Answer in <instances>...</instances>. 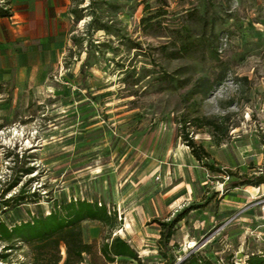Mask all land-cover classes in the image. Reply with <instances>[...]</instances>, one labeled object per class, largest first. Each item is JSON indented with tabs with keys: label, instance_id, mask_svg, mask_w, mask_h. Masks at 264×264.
I'll list each match as a JSON object with an SVG mask.
<instances>
[{
	"label": "rangeland",
	"instance_id": "1",
	"mask_svg": "<svg viewBox=\"0 0 264 264\" xmlns=\"http://www.w3.org/2000/svg\"><path fill=\"white\" fill-rule=\"evenodd\" d=\"M164 1L119 16L140 50L98 32L82 72L89 45L71 39L87 37L89 17L74 23L69 0H0L12 15L0 18V191L25 163L32 172L5 197L23 184L37 194L1 218L11 226L54 202L97 201L119 223L82 221L86 241L117 235L139 256L126 263L165 264L150 221L191 206L170 242L172 264L190 251L247 264L264 253V184L231 188L225 172L264 167V0ZM146 4L151 29L140 22ZM186 33L196 46L171 58ZM150 59L174 80L158 81ZM196 117L218 127L181 126ZM186 138L219 171L198 161ZM14 154L25 162L13 164ZM15 246L8 263L32 264L31 248Z\"/></svg>",
	"mask_w": 264,
	"mask_h": 264
},
{
	"label": "trees",
	"instance_id": "2",
	"mask_svg": "<svg viewBox=\"0 0 264 264\" xmlns=\"http://www.w3.org/2000/svg\"><path fill=\"white\" fill-rule=\"evenodd\" d=\"M69 1L72 3L70 14L73 16L74 23L83 21L85 17L90 18L87 23V37H72L71 39L76 46H80L84 40L89 45V49L85 51V57L81 63L82 72L89 65L92 53L91 41L93 36L98 32L114 38L120 45L126 43L130 50L141 49V43L129 37L126 26L119 20V16L127 14L128 9L136 10L143 4V0ZM157 1L161 2L162 5H166L164 0ZM143 10L148 15L140 20L141 24L144 25L145 29L154 28L157 23H151L150 21L156 16L149 13V6L147 4ZM11 16L9 9L0 5V18H10ZM179 37L181 45L172 51L171 58L181 57L196 46L195 41L191 40L189 34H180ZM150 64L153 65V72L158 73V81L169 83L174 80L154 59H150ZM135 82H138V79ZM197 121H205V123L214 128L218 127L216 122L206 117H196L195 120H184L181 126H186L188 122V125L195 124ZM186 141L192 148V154L198 161L202 162L210 171H219L213 164L208 162L211 156L205 148L198 146V149H196L195 142L192 139L186 138ZM24 158L25 156L20 155L19 157L18 154H14L13 164L25 162ZM247 168L251 169L252 172H249L247 169L243 171L228 170L225 172L227 176L234 177L230 180L229 187L235 188L242 185L258 186L264 184V167L254 170L256 167L249 164ZM31 172L32 167L25 166V163H23L11 182L0 191V242L2 243L0 264H10L7 260V250L14 249L17 242H22L31 248L32 264H59L61 261L62 264H82L84 262L88 264H104L106 262H115L117 257L139 260L137 252L120 236L108 234L99 242L97 240L89 242L84 239L81 223L86 219L98 221L109 228H113L119 223L117 222L115 210L109 212L105 204L98 203L97 201L69 199L60 203L54 202L48 214L44 215L42 212H38L30 220H22L19 223L8 226L1 218V215L7 209L37 196L35 192L30 191L27 185L23 184L18 188L17 192L5 197L8 191L19 184L21 175ZM194 208L189 206L173 214L168 219L153 218L150 221V223H157L159 226V237L157 239L158 253L165 260V264L174 263L171 260L170 242L175 233L177 223L184 219L188 212ZM61 245L65 247L64 254L60 252ZM122 261L126 263L127 259ZM246 263L264 264V253H252L248 255ZM177 264L215 263L199 252L190 251Z\"/></svg>",
	"mask_w": 264,
	"mask_h": 264
},
{
	"label": "crops",
	"instance_id": "3",
	"mask_svg": "<svg viewBox=\"0 0 264 264\" xmlns=\"http://www.w3.org/2000/svg\"><path fill=\"white\" fill-rule=\"evenodd\" d=\"M116 259H121L120 261L127 259V260H134V259H130V258H124V257H117ZM106 263H112L115 264V262H106ZM82 264H86V263H82ZM88 264V263H87ZM124 264H129V263H124Z\"/></svg>",
	"mask_w": 264,
	"mask_h": 264
},
{
	"label": "built area",
	"instance_id": "4",
	"mask_svg": "<svg viewBox=\"0 0 264 264\" xmlns=\"http://www.w3.org/2000/svg\"><path fill=\"white\" fill-rule=\"evenodd\" d=\"M62 254H64V252H61Z\"/></svg>",
	"mask_w": 264,
	"mask_h": 264
}]
</instances>
